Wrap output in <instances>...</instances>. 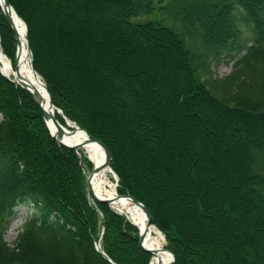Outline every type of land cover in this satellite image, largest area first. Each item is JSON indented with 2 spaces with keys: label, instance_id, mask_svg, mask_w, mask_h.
<instances>
[{
  "label": "trees",
  "instance_id": "1",
  "mask_svg": "<svg viewBox=\"0 0 264 264\" xmlns=\"http://www.w3.org/2000/svg\"><path fill=\"white\" fill-rule=\"evenodd\" d=\"M43 1L49 16L31 0H9L27 24L33 67L63 114L109 147L118 192L150 209L175 255L173 264H264V0H85L86 14L113 1L106 13L117 16V45L124 44L120 32L139 46L153 39L149 45L160 53L159 69L168 70L162 83L158 66L148 61L129 67L113 58L105 66L100 57L94 63V71L109 66L122 81L115 91L138 87L128 101L120 97L129 111L124 115L133 117L134 137L99 113V100L76 77L82 69L73 67L76 34L82 38L94 30L88 16L73 24L77 0H68L74 5L67 11L57 8L67 0H35ZM0 30L6 50L8 34H14L1 9ZM68 38L74 42L66 44ZM128 47L123 45L125 57L138 62ZM224 56L234 61V70L214 77ZM152 88L163 96L161 104L150 101L147 111L141 102L136 110L131 102L139 98L133 95L140 89L152 94ZM171 108L185 126L182 135L175 134L177 148L160 143L169 138L164 125ZM0 112V264H112L96 241L116 264H149L137 227L91 198L83 166L85 161L91 169L90 161L60 145L33 96L1 72ZM193 112L198 116H189ZM209 118L218 124V135ZM131 143L141 148V165L128 156ZM20 204L32 212L10 244L5 235Z\"/></svg>",
  "mask_w": 264,
  "mask_h": 264
},
{
  "label": "rangeland",
  "instance_id": "2",
  "mask_svg": "<svg viewBox=\"0 0 264 264\" xmlns=\"http://www.w3.org/2000/svg\"><path fill=\"white\" fill-rule=\"evenodd\" d=\"M31 3H32L33 7L35 8V10L40 11L42 9V11H44V14H46V16H49V14L47 13V10H49L51 8L47 5L48 4L47 1H43V3L37 4L35 2V0H31ZM66 3H67V6H64L62 4H57V8L60 9V7H63L62 8L63 10H66V11L69 9L71 10L74 3L70 2L68 0L66 1ZM41 4H43V5H41ZM77 4L79 5V11H76L75 14H76V17L78 19H75V20H78V21H75L76 23H73V24H77L80 21L84 22V19L86 18V16H88L89 20L94 25V27H93L94 30H92V33H89V31L85 30L86 36H83L82 38L81 37L79 38L78 35L76 34L78 57H77L73 67H75L76 69H78L79 67L82 68L80 71V76L78 74V76H76V77L79 80V82L85 86L86 89H90V91H92V93L95 94V100L96 101L99 100V104L101 105L99 107V113L101 114V112H102L109 117L111 116L113 118L114 123H115L114 126L117 130L122 131V132H127V133L132 132V134L130 133V136L132 135L134 137L135 134L133 133V131L135 129L133 126L135 125V123L132 124L133 117H131L129 114L124 115V111H128V108L124 102L123 103L121 102L120 97H122L128 101L129 97H130L129 94H132L134 92V90L137 89L138 87L136 85H133L134 86L133 89L130 88V90H129V89H127V86H126L125 88L128 91L127 90L125 91V89H122L120 86L118 92L115 91L114 86H116L117 83L122 84V81H119L117 79V77L110 70L109 66L107 67L106 71L104 69H96L94 71V69L92 68L94 66V63L97 65L98 59L100 57H101V60L103 61V65H105V66H107L110 62H112L113 58L119 62L120 61H122V62L126 61L124 63L125 66H129V67H139L140 63L143 64V62L148 61V63H151L152 66H156V65L158 66V67L156 66L157 72H158V74L156 76L157 77L161 76L162 83L164 82V80H166L165 74H166V72H168V70H165L164 68L159 69V66H160L159 55H160V53L156 50L155 51L151 50L150 45H149V43L155 42L153 39L144 40L142 45L139 46V45H136L135 43L131 42V40L129 39L130 37L126 33L123 34L120 32V34L118 36L122 35V37L120 38L119 42L123 41L124 44L129 46L128 47L129 53H131L132 55L136 54L138 56V62L135 60V57L131 58V60L128 59L127 57H125V51L123 49L124 44L117 45L118 39L116 40V38L114 37L115 36L114 31L119 30L118 27L116 26L117 25L116 24L117 23L116 22L117 16H116V14L111 15V14L106 13V11L109 8H111L110 6H113L115 4L113 1H108L106 3H102L101 5H97V8L99 10L96 13H91V14H86V12L83 10V7H85V5H86L85 0H81V1L77 0ZM69 7H71V8H69ZM108 15H111V16H108ZM106 20H109L111 23L110 26H108V27H106V25H105ZM37 23H40L39 19H38ZM41 25H43V22ZM0 34H1V30H0ZM73 34H74V32H73ZM8 35L12 36V37L7 40L6 50L9 52L11 57L15 60L17 58L18 42H17L14 35H11V34H8ZM8 35L6 36V38H8ZM68 35H70V34L68 33ZM2 39L3 38H2V34H1V44H2ZM70 40L72 41V39L68 38L65 43L70 44ZM72 42H74V41H72ZM72 42H71V44H72ZM46 43H53V42L51 40H47ZM62 45L65 46V44H62ZM3 46H4V44H2V48L5 51V53H7V51L5 50V47H3ZM90 51L92 54L91 59L88 57ZM243 53H244V51L241 52L239 55H241ZM132 55L129 54V57H132ZM163 55L167 59L169 58L168 55H166L165 53ZM32 57H33V54H32ZM168 60H171V58H169ZM175 61H176V63H174V64L176 66H181L177 60H175ZM234 64H235L234 61L231 60L230 57H226V56L222 57L219 64L217 65V67H215V69H214V77L222 78L228 74H231L234 70ZM165 65L169 66V64H165ZM59 67H62L61 63H59ZM170 67H171V65H170ZM99 72H101L102 76L99 74ZM83 74H86V77ZM85 78H87V79H85ZM154 81H156V79H154ZM125 84L128 85L127 82H125ZM161 85H163V84H161ZM164 87L165 86H163L162 88H164ZM152 91H153L152 94H147L146 92H145L146 94H144V91L142 89H140L139 92L136 93V95H133V96L139 98L138 101L137 100L135 101V99H134V103H133V101L131 102L132 104H135L136 110L138 108L137 104L141 103V102H143L145 104V106L147 107V111H150V109L153 107L150 105V103H149L150 101H153L154 103H156V105H155L156 107L161 104L160 101L163 98V96L161 94H160L161 95L160 96L159 93L157 91H155L153 88H152ZM125 92L127 93V96L125 95ZM142 92H143V95H142ZM104 97H105V99H104ZM148 99H149V101H147ZM168 103L171 104V101H169ZM206 110H207V112H210L209 108H206ZM167 112L169 114V119L165 120L164 126L168 132L167 136H169V138H168V140H167V138H165V139L161 138L160 143H161V146H164V147H166V145H168L171 148H177V146L179 145V141L177 139H175L176 138L175 134L176 133L177 134L183 133L185 130V126L181 122L180 116L177 113H175V110H173V108L168 109ZM189 116H198V115L195 112H193V113H189ZM2 118H3V115L0 112V121L2 120ZM199 119H203V117L202 118L200 117ZM210 120L213 122V120L211 118H209V121ZM213 123L215 124L214 125V132L217 133V135H218L219 126L216 123V121H214ZM169 130L172 132H170ZM228 136H230L229 133H228ZM151 142L154 143L153 138L151 139ZM160 143H158V145H160ZM229 143H230L229 144V150H230L232 148L231 141ZM130 145L131 146H129V155L128 156L130 158L132 156L135 159H139V162L141 165L143 163V161L141 159L142 158L141 148L136 147V145L134 143H131ZM180 145L183 148L186 147V145H184L183 143ZM153 146H155V145L151 144L150 147L153 148ZM153 150H154V148H153ZM237 152H239V151L237 150ZM163 155H164V153H163ZM80 156L83 158L86 157L83 154H80ZM90 163H91V161H90ZM83 166H84V172L87 175L88 172L90 171V167L87 166L85 161L83 162ZM163 168L165 169L166 167L163 166ZM111 179L115 184L116 178L111 177ZM15 210H16L15 216L12 219L10 226L6 232V235H5L6 240L10 244H13L22 223L24 222L26 217L31 213L32 208L28 205L20 204L15 208ZM163 243H164V246L166 247L167 241H166L165 237H163ZM149 257H150V259H149V264H150L152 257H151V255Z\"/></svg>",
  "mask_w": 264,
  "mask_h": 264
},
{
  "label": "bare ground",
  "instance_id": "3",
  "mask_svg": "<svg viewBox=\"0 0 264 264\" xmlns=\"http://www.w3.org/2000/svg\"><path fill=\"white\" fill-rule=\"evenodd\" d=\"M0 9L3 11L1 4ZM9 13L13 19L14 27L18 34L17 58L14 60L10 55L5 53L2 48L0 34L1 69L3 73L15 81H18L15 74L17 73L21 75L23 79L27 81L30 88H36L40 91L41 98L45 105H47L49 103V97L44 87V83L42 82L41 77L37 76L31 65L25 24L14 10L9 9ZM49 123L51 129L54 130L53 121L50 120ZM69 125L71 128L67 127L66 129L75 130V133L71 137L67 138L68 141L87 142V133L77 127V125H75V123L70 120ZM80 154L90 158L95 164L101 163L105 159V150L97 142H88L80 149ZM111 177H114V173L110 166H106L104 169L99 171L91 182L95 193L101 197L113 199L114 201L111 204L114 209L123 213L124 215H127L128 218H130L141 230H145V244L155 252L154 256H152L150 264H171L172 256L164 246L163 234L160 232L157 226L148 225V218L141 206L134 204L130 199L117 197L115 184Z\"/></svg>",
  "mask_w": 264,
  "mask_h": 264
},
{
  "label": "water",
  "instance_id": "4",
  "mask_svg": "<svg viewBox=\"0 0 264 264\" xmlns=\"http://www.w3.org/2000/svg\"><path fill=\"white\" fill-rule=\"evenodd\" d=\"M0 4L3 7V11L7 20L8 25L10 26V28L12 29L17 41H18V34L17 31L14 27V23H13V19L9 13V9L14 10L13 6L9 3V0H0ZM15 11V10H14ZM15 13L17 14V12L15 11ZM18 15V14H17ZM19 16V15H18ZM19 18L21 20H23L20 16ZM25 24V28L27 30V25ZM28 48H29V53H30V60H31V65L33 67V63H32V51L31 48L28 44ZM34 69V68H33ZM0 70L1 73L6 76L10 81L12 82H16L18 85H20L21 87H23L24 89H26L27 91L30 92V94L33 96V98L35 99V101L37 102V104L39 105V107L41 108L43 117L47 123V126L51 132V134L53 135V137L63 146L69 148V149H73V150H78L82 147H84L88 142H97L99 143L105 150V159L101 162V163H93V168L91 170V172L89 173L88 177H87V187L91 193V195L93 196V198L95 199V201L99 202V203H107V204H111L114 200L111 198H105V197H101L100 195H97L94 191V188L91 184L94 176L101 171L102 169H104L106 166H110L111 165V161H112V153L111 150L109 149V147L100 139H97L96 137L90 135L85 129H83L82 127L78 126L81 130H83L84 132L87 133V142L86 141H74V142H70L67 140L68 137H71L72 135H74L75 130H67L66 127L57 119V117L55 116V111H57L58 113L62 114V110L59 108H56L55 105L52 102V98L50 95V92L48 90V88L46 87L45 83H44V87L47 91L48 97H49V103L47 105H45V103L43 102L42 98H41V94L40 91L36 88L32 89L28 86L27 81H25L23 79V77L19 74H15V76L17 77L18 81H15L13 79H11L9 76H7L5 73H3L1 66H0ZM35 73L37 74V76H39V74L36 72V70L34 69ZM64 118L66 119V117L64 116ZM52 120L53 124H54V130L51 129L50 123L49 121ZM67 124L69 125V121L66 119ZM90 159V158H89ZM91 160V159H90ZM112 169V168H111ZM113 171V170H112ZM115 173V172H114ZM117 197H123V198H127L130 199L134 204L141 206L145 213L146 216L148 218V225H151V212L149 210V208L140 200H138L137 198H135L134 196H132L131 194H117ZM138 232H139V244L140 246L149 254H151L152 256H154L155 252L153 249H151L150 247H148L145 244V230H141L138 226ZM96 248L101 251V253L113 264H115L108 256L107 254L101 249V245L99 243H97ZM168 252L171 254L172 256V262L171 264L174 263L175 261V255L173 254V252L169 251Z\"/></svg>",
  "mask_w": 264,
  "mask_h": 264
}]
</instances>
